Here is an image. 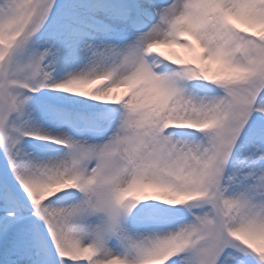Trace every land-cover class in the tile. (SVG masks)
I'll list each match as a JSON object with an SVG mask.
<instances>
[{
	"label": "snow or ice",
	"instance_id": "obj_1",
	"mask_svg": "<svg viewBox=\"0 0 264 264\" xmlns=\"http://www.w3.org/2000/svg\"><path fill=\"white\" fill-rule=\"evenodd\" d=\"M0 264H264V0H0Z\"/></svg>",
	"mask_w": 264,
	"mask_h": 264
},
{
	"label": "bare ground",
	"instance_id": "obj_2",
	"mask_svg": "<svg viewBox=\"0 0 264 264\" xmlns=\"http://www.w3.org/2000/svg\"><path fill=\"white\" fill-rule=\"evenodd\" d=\"M157 51L158 52H164L167 55H171L173 52H177L180 55H185V53L183 52V50L178 49V48H176V49H168L166 47H161V48H158ZM119 94L120 93H114L113 95H119ZM146 192H147V194H150V195H161V193H159L157 190H154V189H148Z\"/></svg>",
	"mask_w": 264,
	"mask_h": 264
}]
</instances>
